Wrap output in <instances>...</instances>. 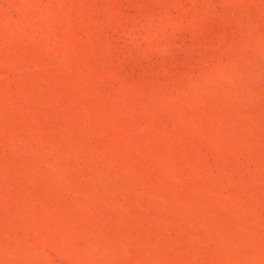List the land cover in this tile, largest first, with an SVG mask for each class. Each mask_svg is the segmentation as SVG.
I'll return each instance as SVG.
<instances>
[{
  "label": "rangeland",
  "instance_id": "obj_1",
  "mask_svg": "<svg viewBox=\"0 0 264 264\" xmlns=\"http://www.w3.org/2000/svg\"><path fill=\"white\" fill-rule=\"evenodd\" d=\"M0 264H264V0H0Z\"/></svg>",
  "mask_w": 264,
  "mask_h": 264
}]
</instances>
